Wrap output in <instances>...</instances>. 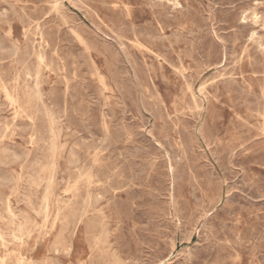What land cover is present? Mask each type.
Wrapping results in <instances>:
<instances>
[{
	"label": "rangeland",
	"instance_id": "obj_1",
	"mask_svg": "<svg viewBox=\"0 0 264 264\" xmlns=\"http://www.w3.org/2000/svg\"><path fill=\"white\" fill-rule=\"evenodd\" d=\"M3 1L4 2L0 0V19H1L0 20V88H1L0 89V165L2 164L1 165L2 167L0 166V175L2 172V176H0V185H1L0 210H2L0 211V228L2 229V230L0 229V236L2 238V241H0V246H1L0 264H4V262L5 264H22V263L23 264H28V263L29 264H58V263L59 264H137V263L193 264L194 262H195L194 264L197 263L206 264L208 261L209 262L207 264H228L229 262H230L229 264L231 263L239 264V262L240 264H259V263L264 264V260H263L264 259V220H263L264 219L263 218L264 217V209H263L264 208V193H263L264 191L263 190L264 188V162H263L264 161V136H263L264 135V131H263L264 130V88H263L264 87V9H262L264 8V0H204V1L203 0H189V1L169 0L168 2L167 0H162V1L158 0V2L157 0H146V1L145 0H70V1L69 0H3ZM80 1L81 2L83 1L82 2L83 4ZM148 1L149 2L152 1V2H150L149 4ZM135 2H137L138 4ZM57 3L59 4L57 5ZM217 5L220 6L218 7ZM154 6L163 9L160 10ZM239 6H241L242 8ZM12 8L14 9V11L12 10ZM165 12L167 14H165ZM35 14L37 15V17ZM9 15H11L12 17H10ZM180 18L182 19V21ZM178 21L181 23H179ZM234 21H236V23ZM79 23L81 24L79 25ZM201 23L202 26L204 27L201 26ZM191 24H193L194 26ZM85 27L88 29H85ZM97 27L100 28L98 29ZM126 28L128 31L126 30ZM27 29L29 30V32ZM209 33L212 34L210 35ZM242 33L244 36L241 35ZM246 34L248 35V37ZM250 35L251 36L253 35L252 38ZM91 36H93L94 38L92 39ZM234 36L236 37L232 38ZM96 37L98 39L97 42H96L97 40ZM113 37L114 39H112ZM170 38L172 39L173 42L170 40ZM83 39L84 40L86 39L85 40L86 42ZM162 39L163 41H161ZM93 40H95V42ZM10 41H12L13 43ZM68 41L70 43H68ZM91 42L94 43L90 44ZM101 42L104 44L102 45ZM158 42L160 44H158ZM45 43H47L48 45ZM188 43L191 45H189ZM87 44L90 46L87 47ZM185 44L188 45L186 46ZM74 45L76 48H74ZM85 46L86 48H84ZM203 46L206 48H204ZM129 47H131V49ZM92 48L94 51L92 50ZM106 48H108V50ZM96 49H98L97 52L95 51ZM106 50L108 52H106ZM178 52H180V55ZM152 53H154L155 55H153ZM111 55L112 57L114 55L115 56L112 58ZM170 55L172 56V58ZM204 55L206 56L204 57ZM67 56L69 59L67 58ZM210 56L212 57L209 59L208 57ZM235 57L236 59L234 60ZM6 58L8 59L6 60ZM41 58L43 60H41ZM46 60L48 62H46ZM73 60H75L76 62ZM158 61L160 62V65L158 64L159 63ZM125 63L127 66L125 65ZM39 65H41L42 67ZM130 66L132 67V69ZM152 67L155 68L153 69ZM2 68L4 71L2 70ZM31 71L32 72L34 71L33 74ZM38 72H40L41 74L39 75ZM159 72H161L162 76L165 77L163 78ZM227 72L229 73L227 74ZM8 73H11V75ZM116 74H118L117 75L118 77L116 76ZM195 74L197 75L195 76ZM218 74H220V76ZM13 76H15L16 78L14 77L15 78L14 79ZM37 78L39 79L37 80ZM42 78H45V80L44 79L42 80L43 82H41ZM192 78H194V80ZM69 79L72 80V82L69 81ZM169 80L171 81L172 84L170 83ZM2 81L4 82V84ZM102 81L103 84L105 83L107 86L105 84L103 85ZM216 84H218L219 87L218 85L216 86ZM167 85H169L170 88ZM118 87H120L121 89ZM188 89H190L191 91ZM36 92L38 93V95L41 94L43 95H41L40 97L36 94ZM8 93L10 95H8ZM23 93H25L27 96L25 94L23 95ZM235 93L237 94V96ZM31 95L32 97H30ZM126 95L128 98L126 97ZM195 95L198 96L196 97ZM17 99L21 100V103ZM32 99L35 102H32ZM55 99L57 100L55 101ZM251 99L254 100L252 101ZM122 101L124 104L122 103ZM214 104L216 106H214ZM220 104H222V106ZM236 105H238V107ZM44 106L45 109L43 108ZM107 106L108 107L111 106V107L108 108ZM59 107L61 108V110ZM113 107L115 108L117 107V108L115 109ZM216 108L218 109L219 112H216L217 111ZM34 110L36 112H34ZM30 112H32V114H29ZM62 112H64L63 113L64 115L62 114ZM115 112L116 114H114ZM254 113L256 114V117ZM251 115H253L255 118L252 117ZM32 116H33L32 119L33 121L31 120ZM159 118H162V121ZM196 118L199 119L197 120ZM79 120L82 122H80ZM121 120H125V121H121ZM184 121H187V123ZM255 122H257L258 124ZM78 124L80 125L81 128L79 127ZM242 124L245 125L243 126ZM35 125L37 126V128ZM236 127L239 129H237ZM152 128L154 131L152 130ZM200 128L203 130H200ZM234 129L236 131H234ZM249 129L250 132L248 131ZM50 130L52 132L54 131L52 135L50 134L51 133ZM169 130L170 132H167ZM73 131H75L74 132L75 134L73 133ZM91 133L92 135H90ZM53 134L54 136L56 135V137H54ZM86 134H88L89 136H87ZM244 137L246 138L244 139ZM46 138L48 139V141H46L47 140ZM32 139L35 141V143L37 142L38 143L35 144ZM43 139L45 142L43 141ZM88 142L89 144H91L90 148ZM80 144H82L83 147ZM247 145H249L250 147ZM54 146L57 149H55ZM92 146L94 148H92ZM17 147L19 148L17 149ZM8 148L10 149V151ZM71 148L73 152L71 151ZM87 148H88V152H87ZM115 149H117V151H115ZM259 149H261L262 152H259ZM6 152L8 155L6 154ZM35 152L36 154H34ZM53 152L56 153L53 154ZM167 153L169 154V156ZM32 154L34 157L35 156L36 157L35 158L32 157ZM250 154L253 157H251ZM151 156L153 157L152 158L153 160L151 159ZM95 159L98 161H96ZM71 160L79 162L78 164L74 162L76 163L77 167ZM128 160L129 162L127 163ZM246 161L247 163H245ZM237 162H239L240 165L237 164ZM70 163L72 165H69ZM3 164H5V168H3L4 167ZM151 164L153 165V167ZM167 164H169L170 166ZM23 165L25 168L23 167ZM34 166L36 167V170L34 169L35 168ZM191 168L192 170L190 171ZM3 169L4 170L7 169V170L4 171ZM23 174L24 176H22ZM52 174L54 177L52 176ZM17 176H19L20 181ZM1 177L4 178L1 179ZM8 177L10 179H12L11 177H13V180H9ZM83 177L84 179H82ZM85 177L87 178L85 179ZM253 177L256 179H254ZM33 178L35 179L33 180ZM28 179L31 180V182ZM149 179L150 180L152 179L153 181H150ZM2 180L5 181L3 182ZM68 181L69 183H67ZM47 183L50 185H48ZM205 183L206 185H202ZM160 184H161V188H158L160 187ZM4 185L6 186L7 189L3 188L5 187ZM155 185L157 186V188ZM207 188L210 190H208ZM140 195L142 196V198ZM156 195L158 198L155 197ZM175 195H177V197H175ZM16 196L19 197L18 198L19 201L17 200ZM207 197H209V199ZM214 197L216 200L214 199ZM29 201L30 204H28ZM228 202L230 203V205ZM91 205L92 207H90ZM232 205L236 207L233 208ZM8 206H10L11 208ZM189 209L190 211H188ZM254 210L256 212H254ZM157 212L160 214H158ZM36 213L37 215L40 214L42 216L38 215L39 216L38 217L36 216ZM13 215L14 218H12ZM74 217L77 218H75L74 220ZM185 218H187V220ZM217 218L219 219V221ZM183 219H185V222L187 224L184 222ZM224 220L226 223L224 222ZM182 223L185 225H183ZM104 225L106 227H104ZM164 225L166 226L164 227ZM217 225L219 226L218 228ZM108 226L110 228H107ZM20 227L22 228L21 231H20L21 229ZM13 236H15L18 239H16ZM231 237L234 239V241ZM225 241L227 242L225 243ZM196 243L197 244L201 243V244L196 245ZM157 245L160 246L158 247ZM259 247L261 250L263 249V251H260ZM226 248L228 249L226 250ZM201 250L204 252H202ZM182 254L184 257L182 256ZM197 256L200 257L198 258ZM207 257L210 258L208 259ZM151 260L153 261L151 262Z\"/></svg>",
	"mask_w": 264,
	"mask_h": 264
},
{
	"label": "bare ground",
	"instance_id": "obj_2",
	"mask_svg": "<svg viewBox=\"0 0 264 264\" xmlns=\"http://www.w3.org/2000/svg\"><path fill=\"white\" fill-rule=\"evenodd\" d=\"M1 1L4 2L3 0H1ZM69 1H70V0H69ZM145 1H146V0H145ZM161 1H162V0H161ZM168 1H169V0H167V2H168ZM181 1H182V0H181ZM188 1H189V0H188ZM203 1H204V0H203ZM203 1H202V2H203ZM6 2H8V1H6ZM40 2H41V1H40ZM75 2H76V1H75ZM77 2H78V1H77ZM80 2H81V1H80ZM82 2H83V1H82ZM82 2H81V3H82ZM91 2H93V1H91ZM141 2H142V1H141ZM148 2H149V1H148ZM150 2H152V1H150ZM150 2H149V4H150ZM157 2H158V0H157ZM243 2H244V1H243ZM94 3H95V2H94ZM135 3H137V2H135ZM143 3H144V2H143ZM171 3H172V2H171ZM204 3H205V2H204ZM204 3H203V5H204ZM222 3H223V2H222ZM15 4H16V3H15ZM58 4H59V3H57V5H58ZM62 4H63V2H62ZM62 4H61V5H62ZM82 4H83V3H82ZM137 4H138V3H137ZM184 4H185V2H184ZM190 4H191V3H190ZM220 4H221V3H220ZM244 4H245V3H244ZM259 4H261V3H259ZM50 5H51V4H50ZM72 5H74V4H72ZM143 5H144V4H143ZM154 5H156V4H154ZM157 5H158V4H157ZM159 5H160V4H159ZM178 5H179V3H178ZM187 5H189V4H187ZM193 5H194V4H193ZM207 5H208V4H207ZM2 6H3V5H2ZM16 6H17V5H16ZM29 6H30V5H29ZM29 6H28V7H29ZM33 6H35V5H33ZM41 6H42V5H41ZM62 6H63V5H62ZM77 6H78V5H77ZM84 6H85V5H84ZM107 6H108V5H107ZM110 6H112V5H110ZM110 6H109V8H110ZM161 6H162V5H161ZM161 6H160V7H161ZM201 6H202V5H201ZM205 6H206V5H205ZM210 6H211V5H210ZM217 6H218V5H217ZM219 6H220V5H219ZM219 6H218V7H219ZM243 6H244V5H243ZM248 6H249V5H248ZM8 7H9V6H8ZM17 7H18V6H17ZM26 7H27V6H26ZM53 7H54V6H53ZM78 7H79V6H78ZM80 7H81V6H80ZM148 7H149V6H148ZM152 7H153V5H152ZM154 7H156V6H154ZM172 7H173V5H172ZM193 7H194V6H193ZM229 7H230V6H229ZM229 7H228V8H229ZM239 7H241V6H239ZM257 7H258V6H257ZM1 8H2V7H1ZM23 8H25V7H23ZM23 8H22V9H23ZM35 8H36V7H35ZM44 8H45V7H44ZM46 8H48V7H46ZM59 8H60V7H59ZM103 8H104V7H103ZM128 8H129V7H128ZM146 8H147V7H146ZM156 8H157V9H160V10L163 9V8H158V7H156ZM167 8H168V7H167ZM179 8H180V7H179ZM181 8H182V7H181ZM184 8H185V7H184ZM190 8H191V5H190ZM216 8H217V7H216ZM241 8H242V7H241ZM18 9H19V8H18ZM28 9H29V8H28ZM38 9H39V8H38ZM80 9H81V8H80ZM119 9H120V8H119ZM138 9H139V8H138ZM138 9H137V11H138ZM157 9H154V10H157ZM254 9H255V8H254ZM262 9H264V8H262ZM12 10L14 11L13 8H12ZM23 10H24V9H23ZM25 10H26V9H25ZM35 10H36V9H35ZM51 10H52V9H51ZM56 10H57V8H56ZM66 10H67V9H66ZM104 10H106V9H104ZM107 10H108V7H107ZM127 10H128V9H127ZM154 10H153V11H154ZM164 10H165V9H164ZM189 10H190V9H189ZM192 10H193V8H192ZM208 10H209V9H208ZM13 11H11V12H13ZM15 11H16V10H15ZM29 11H30V10H29ZM32 11H33V10H32ZM52 11H53V10H52ZM96 11H99V10H96ZM122 11H123V10H122ZM142 11H143V10H142ZM162 11H163V10H162ZM166 11H167V10H166ZM206 11H207V10H206ZM255 11H256V10H255ZM258 11H259V10H258ZM258 11H257V12H258ZM261 11H263V10H261ZM3 12H4V11H3ZM6 12H7V11H6ZM20 12H21V11H20ZM69 12H70V11H69ZM89 12H90V11H89ZM109 12H110V11H109ZM125 12H126V11H125ZM187 12H188V11H187ZM213 12H214V11H213ZM228 12H229V11H228ZM230 12H231V11H230ZM259 12H260V11H259ZM62 13H63V12H62ZM83 13H84V12H83ZM127 13H128V12H127ZM144 13H145V12H144ZM169 13H170V12H169ZM169 13H168V14H169ZM216 13H217V12H216ZM218 13H219V12H218ZM220 13H221V12H220ZM3 14H4V13H3ZM13 14H15V13H13ZM49 14H51V13H49ZM57 14H58V13H57ZM91 14H92V13H91ZM165 14H167V13L165 12ZM171 14H172V13H171ZM186 14H187V13H186ZM201 14H202V13H201ZM232 14H233V13H232ZM257 14H258V13H257ZM35 15H36V14H35ZM61 15H62V14H61ZM72 15H73V14H72ZM114 15H115V14H114ZM125 15H126V14H125ZM147 15H148V14H147ZM179 15H181V14H179ZM179 15H178V16H179ZM198 15H199V14H198ZM225 15H226V14H225ZM250 15H251V14H250ZM254 15H255V14H254ZM6 16H7V15H6ZM9 16L12 17L11 15H9ZM17 16H19V15H17ZM57 16H58V15H57ZM170 16H172V15H170ZM189 16H190V15H189ZM204 16H205V15H204ZM220 16H221V15H220ZM231 16H232V15H231ZM231 16H230V17H231ZM248 16H249V15H248ZM15 17H16V16H15ZM15 17H14V18H15ZM36 17H37V15H36ZM66 17H67V16H66ZM120 17H121V16H120ZM129 17H130V16H129ZM176 17H177V16H176ZM194 17H195V16H194ZM196 17H197V16H196ZM230 17H229V18H230ZM232 17H233V16H232ZM232 17H231V18H232ZM19 18H20V17H19ZM75 18H76V17H75ZM89 18H90V17H89ZM121 18H122V17H121ZM173 18H174V17H173ZM178 18H179V17H178ZM187 18H188V16H187ZM205 18H206V17H205ZM253 18H254V17H253ZM2 19H3V18H2ZM20 19H21V18H20ZM30 19H31V18H30ZM37 19H38V18H37ZM63 19H64V18H63ZM67 19H68V18H67ZM72 19H73V18H72ZM180 19H181V18H180ZM194 19H195V18H194ZM218 19H219V18H218ZM0 20H1V19H0ZM11 20H12V19H11ZM23 20H25V19H23ZM60 20H61V18H60ZM68 20H69V19H68ZM75 20H76V19H75ZM89 20H91V19H89ZM156 20H157V19H156ZM161 20H162V19H161ZM184 20H185V19H184ZM195 20H196V19H195ZM197 20H198V19H197ZM201 20H202V19H201ZM207 20H209V19H207ZM243 20H245V19H243ZM256 20H257V17H256ZM256 20H255V21H256ZM258 20H259V19H258ZM76 21H77V20H76ZM92 21H93V19H92ZM116 21H117V20H116ZM179 21H180V20H179ZM179 21H178V22H179ZM181 21H182V19H181ZM203 21H204V19H203ZM261 21H262V20H261ZM4 22H5V21H4ZM25 22H26V21H25ZM25 22H24V23H25ZM42 22H44V21H42ZM56 22H58V21H56ZM61 22H62V21H61ZM69 22H70V21H69ZM69 22H68V23H69ZM102 22H103V21H102ZM196 22H197V21H196ZM196 22H195V23H196ZM208 22H209V21H208ZM226 22H227V21H226ZM234 22L236 23V21H234ZM1 23H2V22H1ZM8 23H9V22H8ZM13 23H14V22H13ZM32 23H33V22H32ZM66 23H67V22H66ZM74 23H75V22H74ZM81 23H82V22H81ZM81 23H79V25H80ZM149 23H150V22H149ZM179 23H181V22H179ZM184 23H185V22H184ZM243 23H244V22H243ZM247 23H248V22H247ZM249 23H250V22H249ZM26 24H27V23H26ZM35 24H36V23H35ZM38 24H39V22H38ZM54 24H55V23H54ZM54 24H52V25H54ZM120 24H121V23H120ZM122 24H123V23H122ZM196 24H197V23H196ZM209 24H210V23H209ZM11 25H12V24H11ZM27 25H28V24H27ZM52 25H51V26H52ZM64 25H65V24H64ZM72 25H74V24H72ZM127 25H128V23H127ZM181 25H182V24H181ZM191 25H193V24H191ZM207 25H208V24H207ZM216 25H217V24H216ZM242 25H243V24H242ZM23 26H24V25H23ZM28 26H29V25H28ZM49 26H50V25H49ZM114 26H115V25H114ZM123 26H124V25H123ZM130 26H131V25H130ZM133 26H134V25H133ZM193 26H194V25H193ZM198 26H199V25H198ZM201 26H202V23H201ZM226 26H227V25H226ZM226 26H225V27H226ZM37 27H38V26H37ZM115 27H116V26H115ZM135 27H136V26H135ZM196 27H197V26H196ZM202 27H204V26H202ZM207 27H208V26H207ZM207 27H206V28H207ZM44 28H45V27H44ZM69 28H70V26H69ZM80 28H81V27H80ZM97 28H98V27H97ZM99 28H100V27H99ZM99 28H98V29H99ZM113 28H114V27H113ZM118 28H119V27H118ZM130 28H131V27H130ZM179 28H180V27H179ZM192 28H193V27H192ZM194 28H195V27H194ZM198 28H199V27H198ZM198 28H197V29H198ZM237 28H238V27H237ZM259 28H260V27H259ZM262 28H263V27H262ZM28 29H29V28H28ZM28 29H27V30H28ZM42 29H43V28H42ZM59 29H60V28H59ZM64 29H65V28H64ZM85 29H88V28L85 27ZM106 29H107V28H106ZM116 29H117V28H116ZM124 29H125V28H124ZM124 29H123V30H124ZM139 29H140V28H139ZM161 29H162V28H161ZM183 29H185V28H183ZM183 29H182V30H183ZM201 29H202V28H201ZM222 29H223V28H222ZM252 29H253V28H252ZM8 30H9V29H8ZM27 30H26V31H27ZM37 30H38V29H37ZM44 30H45V29H44ZM78 30H79V29H78ZM89 30H90V29H89ZM126 30H127V28H126ZM136 30H138V29H136ZM136 30H135V32H136ZM180 30H181V29H180ZM187 30H188V29H187ZM193 30H194V29H193ZM198 30H199V29H198ZM236 30H237V29H236ZM249 30H250V29H249ZM4 31H5V30H4ZM11 31H12V29H11ZM22 31H23V30H22ZM33 31H34V30H33ZM81 31H82V30H81ZM87 31H88V30H87ZM108 31H109V30H108ZM108 31H107V32H108ZM127 31H128V30H127ZM178 31H179V29H178ZM196 31H197V30H196ZM196 31H195V33H196ZM210 31H211V30H210ZM225 31H226V29H225ZM238 31H239V30H238ZM247 31H248V30H247ZM8 32H10V31H8ZM8 32H6V33H8ZM28 32H29V30H28ZM43 32H44V31H43ZM84 32H85V31H84ZM90 32H91V31H90ZM129 32H130V31H129ZM183 32H184V31H183ZM216 32H217V30H216ZM259 32H260V31H259ZM111 33H112V32H111ZM138 33H139V32H138ZM189 33H191V32H189ZM193 33H194V31H193ZM232 33H233V32H232ZM26 34H27V33H26ZM35 34H36V33H35ZM58 34H59V33H58ZM76 34H77V33H76ZM82 34H83V32H82ZM85 34H86V33H85ZM89 34H90V33H89ZM95 34H96V33H95ZM100 34H101V33H100ZM128 34H129V33H128ZM154 34H155V33H154ZM175 34H176V33H175ZM209 34H210V33H209ZM211 34H212V33H211ZM211 34H210V35H211ZM248 34H250V33H248ZM261 34H262V33H261ZM7 35H9V34H7ZM22 35H23V33H22ZM32 35H33V33H32ZM90 35H91V34H90ZM141 35H142V34H141ZM148 35H149V34H148ZM181 35H182V34H181ZM184 35H185V34H184ZM233 35H234V34H233ZM241 35H243V33H242ZM246 35H247V34H246ZM257 35H259V34H257ZM10 36H11V34H10ZM46 36H47V35H46ZM51 36H53V35H51ZM76 36H77V35H76ZM99 36H101V35H99ZM107 36H108V35H107ZM120 36H121V35H120ZM153 36H154V35H153ZM156 36H157V35H156ZM169 36H170V35H169ZM171 36H172V35H171ZM208 36H209V35H208ZM216 36H217V35H216ZM230 36H232V35H230ZM243 36H244V35H243ZM250 36H251V35H250ZM252 36H253V35H252ZM252 36H251V38H252ZM26 37H27V35H26ZM41 37H43V36H41ZM48 37H49V36H48ZM87 37H88V36H87ZM91 37H92V39L94 38L93 36H91ZM118 37H119V36H118ZM151 37H152V36H151ZM177 37H179V36H177ZM206 37H207V36H206ZM213 37H214V36H213ZM218 37H219V36H218ZM235 37H236V36H234V37H232V38H235ZM237 37H238V36H237ZM247 37H248V35H247ZM9 38H10V37H9ZM57 38H58V37H57ZM88 38H89V37H88ZM102 38H103V37H102ZM149 38H150V37H149ZM171 38H172V37H171ZM171 38H170V40L172 41ZM175 38H176V37H175ZM185 38H186V37H185ZM185 38H183V39H185ZM188 38H189V37H188ZM199 38H200V36H199ZM202 38H203V37H202ZM209 38H210V37H209ZM219 38H220V37H219ZM219 38H218V39H219ZM239 38H240V37H239ZM71 39H72V38H71ZM90 39H91V38H90ZM96 39H97V37H96ZM105 39H106V38H105ZM112 39H114V37H113ZM139 39H140V38H139ZM151 39H152V38H151ZM151 39H150V40H151ZM154 39H155V38H154ZM157 39H158V38H157ZM168 39H169V38H168ZM190 39H191V38H190ZM206 39H207V38H206ZM7 40H8V39H7ZM15 40H16V39H15ZM29 40H30V39H29ZM83 40H84V39H83ZM85 40H86V39H85ZM85 40H84V41H85ZM88 40H89V39H88ZM141 40H142V39H141ZM145 40H146V39H145ZM148 40H149V39H148ZM148 40H147V41H148ZM173 40H174V38H173ZM181 40H182V39H181ZM181 40H180V41H181ZM186 40H187V39H186ZM193 40H194V39H193ZM204 40H205V39H204ZM210 40H211V39H210ZM20 41H21V40H20ZM32 41H33V40H32ZM74 41H75V40H74ZM84 41H83V42H84ZM91 41H92V40H91ZM93 41L95 42V40H93ZM97 41H98V39L96 40V42H97ZM115 41H116V40H115ZM152 41H155V40H152ZM161 41H163V39H162ZM168 41H169V40H168ZM178 41H179V40H178ZM199 41H200V40H199ZM10 42H12V41H10ZM22 42H23V41H22ZM34 42H35V41H34ZM83 42H82V43H83ZM85 42H86V41H85ZM94 42H93V43H94ZM105 42H106V41H105ZM116 42H117V41H116ZM118 42H119V41H118ZM159 42H160V41H159ZM159 42H158V44H160ZM164 42H165V41H164ZM164 42H163V43H164ZM172 42H173V41H172ZM184 42H185V41H184ZM190 42H191V41H190ZM190 42H189V43H190ZM197 42H198V40H197ZM206 42H207V40H206ZM12 43H13V42H12ZM68 43H70V42L68 41ZM72 43H73V42H72ZM88 43H89V42H88ZM93 43L91 42L90 44H93ZM101 43H102V42H101ZM131 43H132V42H131ZM153 43H154V42H153ZM185 43H186V42H185ZM189 43H188V44H189ZM201 43H202V42H201ZM201 43H200V44H201ZM204 43H205V41H204ZM210 43H211V42H210ZM224 43H225V42H224ZM227 43H228V42H227ZM253 43H254V42H253ZM39 44H40V43H39ZM45 44H47V43H45ZM98 44H99V42H98ZM103 44H104V43H102V45H103ZM128 44H129V43H128ZM156 44H157V43H156ZM188 44H187V45H188ZM211 44H212V43H211ZM221 44H222V43H221ZM225 44H226V43H225ZM244 44H245V43H244ZM262 44H263V43H262ZM47 45H48V44H47ZM130 45H132V44H130ZM133 45H134V43H133ZM185 45H186V44H185ZM187 45H186V46H187ZM189 45H191V44H189ZM196 45H197V44H196ZM213 45H214V44H213ZM230 45H231V44H230ZM260 45H261V44H260ZM5 46H6V45H5ZM88 46H90V45L87 44V47H88ZM95 46H96V45H95ZM113 46H114V45H113ZM121 46H122V45H121ZM124 46H125V45H124ZM124 46H123V47H124ZM137 46H138V45H137ZM137 46H136V47H137ZM141 46H142V45H141ZM167 46H168V45H167ZM177 46H178V45H177ZM192 46H193V45H192ZM208 46H209V45H208ZM214 46H215V45H214ZM97 47H98V46H97ZM97 47H96V48H97ZM111 47H112V46H111ZM111 47H110V48H111ZM119 47H120V46H119ZM161 47H162V46H161ZM203 47H204V46H203ZM210 47H211V46H210ZM226 47H227V46H226ZM229 47H230V46H229ZM232 47H233V46H232ZM256 47H257V46H256ZM21 48H22V47H21ZM45 48H46V47H45ZM74 48H76L75 45H74ZM78 48H79V46H78ZM84 48H86V46H85ZM94 48H95V47H94ZM129 48L131 49V47H129ZM138 48H139V47H138ZM177 48H178V47H177ZM204 48H206V47H204ZM35 49H36V48H35ZM39 49H40V48H39ZM56 49H57V48H56ZM71 49H72V48H71ZM106 49L108 50V48H106ZM119 49H120V48H119ZM121 49H122V48H121ZM136 49H137V48H136ZM140 49H141V48H140ZM161 49H162V48H161ZM163 49H164V48H163ZM252 49H253V48H252ZM20 50H21V49H20ZM40 50H41V49H40ZM92 50H93V48H92ZM97 50H98V49H96L95 51L97 52ZM100 50H101V49H100ZM107 50H106V52H108ZM128 50H129V49H128ZM138 50H139V49H138ZM210 50H211V49H210ZM255 50H256V49H255ZM260 50H261V49H260ZM46 51H47V50H46ZM59 51H60V50H59ZM70 51H71V50H70ZM76 51H77V49H76ZM93 51H94V50H93ZM142 51H143V50H142ZM179 51H181V50H179ZM198 51H199V50H198ZM205 51H206V50H205ZM232 51H233V50H232ZM234 51H235V50H234ZM247 51H249V50H247ZM28 52H30V51H28ZM49 52H50V51H49ZM55 52H56V51H55ZM55 52H54V53H55ZM87 52H88V51H87ZM129 52H131V51H129ZM137 52H138V51H137ZM161 52H162V50H161ZM164 52H166V51H164ZM164 52H163V53H164ZM174 52H175V51H174ZM200 52H201V51H200ZM213 52H214V51H213ZM258 52H259V51H258ZM18 53H19V52H18ZM37 53H38V52H37ZM37 53H36V54H37ZM44 53H45V52H44ZM46 53H47V52H46ZM104 53H105V52H104ZM115 53H116V52H115ZM148 53H149V52H148ZM175 53H176V52H175ZM178 53H179V55H180V52H178ZM182 53H183V52H182ZM214 53H215V52H214ZM232 53H233V52H232ZM256 53H257V52H256ZM98 54H99V53H98ZM121 54H122V53H121ZM152 54L155 55L154 53H152ZM173 54H174V53H173ZM184 54H185V53H184ZM190 54H192V53H190ZM66 55H67V54H66ZM75 55H76V54H75ZM106 55H107V54H106ZM109 55H110V54H109ZM168 55H169V54H168ZM171 55H172V54H171ZM171 55H170V56H171ZM212 55H213V54H212ZM238 55H240V54H238ZM256 55H257V54H256ZM42 56H43V55H42ZM51 56H52V55H51ZM114 56H115V55H114ZM114 56H113V57H114ZM126 56H127V55H126ZM159 56H160V55H159ZM164 56H165V55H164ZM170 56H168V57H170ZM205 56H206V55H204V57H205ZM213 56H214V55H213ZM230 56H231V55H230ZM233 56H234V55H233ZM30 57H31V56H30ZM40 57H41V56H40ZM40 57H39V58H40ZM43 57H44V56H43ZM43 57H42V58H43ZM52 57H53V56H52ZM105 57H106V56H105ZM111 57H112V55H111ZM111 57H110V58H111ZM113 57H112V58H113ZM161 57H162V56H161ZM179 57H180V56H179ZM185 57H186V56H185ZM199 57H201V56H199ZM211 57H212V56H210V57H208V58L210 59ZM238 57H239V56H238ZM238 57H237V58H238ZM42 58H41V60H43ZM44 58H45V57H44ZM54 58H55V56H54ZM67 58H68V56H67ZM71 58H72V57H71ZM158 58H159V57H158ZM163 58H164V57H163ZM165 58H166V57H165ZM171 58H172V56H171ZM206 58H207V57H206ZM230 58H231V57H230ZM7 59H8V58H6V60H7ZM13 59H14V58H13ZM19 59H20V58H19ZM32 59H33V58H32ZM46 59H47V58H46ZM51 59H52V58H51ZM68 59H69V58H68ZM73 59H74V57H73ZM86 59H87V58H86ZM135 59H136V58H135ZM179 59H180V58H179ZM235 59H236V57L234 58V60H235ZM259 59H260V58H259ZM21 60H22V59H21ZM21 60H19V61H21ZM47 60H48V59H47ZM47 60H46V62H48ZM70 60H72V59H70ZM78 60H79V59H78ZM87 60H88V59H87ZM107 60H108V59H107ZM155 60H156V59H155ZM157 60H158V59H157ZM180 60H181V59H180ZM196 60H197V59H196ZM202 60H203V59H202ZM4 61H5V60H4ZM4 61H3V62H4ZM49 61H50V60H49ZM73 61H75V60H73ZM124 61H125V60H124ZM181 61H182V60H181ZM194 61H195V60H194ZM210 61H212V60H210ZM230 61H231V60H230ZM232 61H233V60H232ZM239 61H240V59H239ZM257 61H258V60H257ZM16 62H17V60H16ZM44 62H45V61H44ZM75 62H76V61H75ZM93 62H94V61H93ZM103 62H104V61H103ZM114 62H115V61H114ZM125 62H126V61H125ZM145 62H146V61H145ZM156 62H157V61H156ZM158 62H159V61H158ZM216 62H217V61H216ZM233 62H234V61H233ZM11 63H12V62H11ZM14 63H15V62H14ZM60 63H61V62H60ZM64 63H65V62H64ZM81 63H82V62H81ZM83 63H84V62H83ZM88 63H89V62H88ZM94 63H95V62H94ZM112 63H113V61H112ZM150 63H152V62H150ZM168 63H169V62H168ZM175 63H176V62H175ZM180 63H181V62H180ZM196 63H197V62H196ZM213 63H214V62H213ZM235 63H236V62H235ZM58 64H59V62H58ZM73 64H74V63H73ZM132 64H133V63H132ZM134 64H135V63H134ZM144 64H145V63H144ZM158 64L160 65V62H159ZM172 64H173V63H172ZM177 64H179V63H177ZM182 64H183V62H182ZM182 64H181V65H182ZM198 64H199V63H198ZM226 64H227V63H226ZM1 65H2V64H1ZM8 65H9V64H8ZM8 65H7V67H8ZM41 65H42V64H41ZM41 65H39V66H41ZM111 65H112V64H111ZM125 65H126V63H125ZM138 65H139V64H138ZM146 65H147V63H146ZM200 65H201V64H200ZM207 65H208V64H207ZM229 65H230V64H229ZM3 66H4V65H3ZM25 66H26V65H25ZM51 66H52V65H51ZM63 66H64V65H63ZM109 66H110V65H109ZM113 66H114V65H113ZM115 66H116V65H115ZM126 66H127V65H126ZM175 66H176V65H175ZM175 66H174V67H175ZM177 66H178V65H177ZM198 66H199V65H198ZM212 66H213V64H212ZM216 66H217V65H216ZM249 66H250V65H249ZM259 66H260V65H259ZM259 66H258V67H259ZM41 67H42V66H41ZM59 67H60V66H59ZM122 67H123V66H122ZM122 67H121V68H122ZM124 67H125V66H124ZM130 67H131V66H130ZM148 67H149V66H148ZM148 67H147V68H148ZM169 67H170V66H169ZM179 67H180V65H179ZM199 67H200V66H199ZM202 67H203V66H202ZM219 67H220V66H219ZM226 67H227V66H226ZM14 68H15V67H14ZM28 68H29V67H28ZM55 68H56V67H55ZM80 68H81V67H80ZM89 68H90V67H89ZM96 68H97V67H96ZM111 68H112V67H111ZM137 68H139V67H137ZM152 68H153V67H152ZM154 68H155V67H154ZM154 68H153V69H154ZM256 68H257V67H256ZM261 68H262V67H261ZM261 68H260V69H261ZM25 69H26V68H25ZM37 69H38V68H37ZM69 69H70V68H69ZM90 69H91V68H90ZM131 69H132V67H131ZM141 69H142V68H141ZM141 69H139V70H141ZM148 69H149V68H148ZM175 69H176V68H175ZM179 69H181V68H179ZM237 69H238V68H237ZM254 69H255V68H254ZM260 69H259V70H260ZM2 70H3V68H2ZM12 70H13V69H12ZM18 70H19V68H18ZM31 70H32V69H31ZM40 70H41V69H40ZM64 70H65V68H64ZM118 70H119V69H118ZM135 70H137V69H135ZM200 70H201V69H200ZM205 70H206V69H205ZM220 70H221V69H220ZM3 71H4V70H3ZM7 71H8V70H7ZM15 71H16V69H15ZM23 71H24V70H23ZM28 71H29V70H28ZM35 71H36V70H35ZM73 71H74V69H73ZM80 71H81V69H80ZM98 71H99V70H98ZM98 71H97V72H98ZM142 71H143V70H142ZM148 71H149V70H148ZM159 71H160V70H159ZM175 71H176V70H175ZM195 71H196V70H195ZM195 71H194V73H195ZM203 71H204V70H203ZM215 71H216V70H215ZM17 72H18V71H17ZM31 72H32V71H31ZM33 72H34V71H33ZM33 72H32V74H33ZM57 72H58V70H57ZM57 72H56V73H57ZM109 72H111V71H109ZM136 72H137V71H136ZM161 72H162V71H161ZM161 72H159V73H160L161 76H162V73H163V72H162V73H161ZM253 72H254V71H253ZM5 73H6V72H5ZM15 73H16V72H15ZM19 73H20V72H19ZM24 73H25V72H24ZM38 73H39V75L41 74L40 72H38ZM65 73H66V72H65ZM74 73H75V72H74ZM115 73H116V72H115ZM118 73H119V72H118ZM132 73H133V72H132ZM137 73H138V72H137ZM142 73H143V72H142ZM178 73H179V72H178ZM197 73H198V72H197ZM228 73H229V72H227V74H228ZM233 73H234V72H233ZM254 73H255V72H254ZM259 73H260V72H259ZM8 74L11 75V73H8ZM8 74H6V75H8ZM44 74H45V73H44ZM75 74H76V73H75ZM91 74H92V73H91ZM105 74H106V73H105ZM122 74H123V73H122ZM2 75H3V74H2ZM26 75H27V74H26ZM58 75H59V74H58ZM111 75H112V74H111ZM117 75H118V74H116V76H117ZM147 75H148V74H147ZM175 75H176V74H175ZM190 75H191V74H190ZM196 75H197V74H195V76H196ZM199 75H200V74H199ZM209 75H210V74H209ZM218 75L220 76V74H218ZM36 76H37V75H36ZM65 76H66V75H65ZM70 76H71V75H70ZM75 76H76V75H75ZM161 76H160V77H161ZM168 76H169V75H168ZM188 76H189V75H188ZM222 76H223V75H222ZM2 77H3V76H2ZM4 77H5V76H4ZM10 77H11V76H10ZM14 77H15V76H13V78H14ZM21 77H22V76H21ZM117 77H118V76H117ZM129 77H130V76H129ZM135 77H136V76H135ZM140 77H141V76H140ZM148 77H149V76H148ZM162 77H163V76H162ZM164 77H165V76H164ZM164 77H163V78H164ZM206 77H207V76H206ZM216 77H217V76H216ZM229 77H230V76H229ZM232 77H233V76H232ZM15 78H16V77H15ZM15 78H14V79H15ZM25 78H26V77H25ZM31 78H32V77H31ZM35 78H36V77H35ZM40 78H41V77H40ZM90 78H91V77H90ZM98 78H100V77H98ZM112 78H113V77H112ZM121 78H122V77H121ZM149 78H150V77H149ZM180 78H181V77H180ZM197 78H199V77H197ZM208 78H209V77H208ZM208 78H207V79H208ZM235 78H236V77H235ZM18 79H19V78H18ZM38 79H39V78H37V80H38ZM43 79L45 80V78H42V79H41V82H43V81H42ZM46 79H47V78H46ZM62 79H63V78H62ZM82 79H83V78H82ZM82 79H81V80H82ZM107 79H108V77H107ZM141 79H142V78H141ZM145 79H146V78H145ZM151 79H152V78H151ZM188 79H189V78H188ZM192 79L194 80V78H192ZM207 79H206V80H207ZM221 79H222V78H221ZM223 79H225V78H223ZM230 79H231V78H230ZM19 80H20V79H19ZM127 80H128V79H127ZM206 80H205V81H206ZM17 81H18V80H17ZM17 81H16V82H17ZM26 81H28V80H26ZM39 81H40V80H39ZM39 81H38V82H39ZM59 81H60V80H59ZM69 81L72 82V80H70V79H69ZM73 81H75V80H73ZM90 81H93V80H90ZM112 81H114V80H112ZM117 81H118V80H117ZM145 81H146V80H145ZM150 81H151V80H150ZM169 81H170V80H169ZM228 81H229V79H228ZM2 82H3V81H2ZM16 82H14V83H16ZM63 82H64V81H63ZM67 82H68V81H67ZM80 82H81V81H80ZM107 82H108V81H107ZM118 82H119V81H118ZM148 82H149V81H148ZM151 82H152V81H151ZM165 82H166V81H165ZM223 82H224V81H223ZM226 82H227V81H226ZM9 83H10V82H9ZM11 83H12V82H11ZM30 83H31V82H30ZM88 83H89V82H88ZM140 83H141V81H140ZM143 83H144V82H143ZM146 83H147V82H146ZM166 83H167V82H166ZM170 83H171V81H170ZM203 83H204V82H203ZM261 83H262V81H261ZM3 84H4V82H3ZM25 84H27V83H25ZM28 84H29V83H28ZM92 84H93V83H92ZM102 84H103V81H102ZM104 84H105V83H104ZM104 84H103V85H104ZM117 84H118V83H117ZM148 84H149V83H148ZM152 84H153V83H152ZM171 84H172V83H171ZM186 84H187V83H186ZM188 84H189V82H188ZM224 84H225V83H224ZM40 85H42V84H40ZM63 85H64V83H63ZM71 85H72V84H71ZM76 85H77V84H76ZM90 85H91V84H90ZM96 85H97V84H96ZM105 85H106V84H105ZM108 85H109V83H108ZM118 85H119V84H118ZM137 85H138V84H137ZM140 85H141V84H140ZM217 85H218V84H216V86H217ZM220 85H221V84H220ZM31 86H32V85H31ZM83 86H84V85H83ZM93 86H94V85H93ZM106 86H107V85H106ZM152 86H153V85H152ZM167 86H169V85H167ZM193 86H194V85H193ZM210 86H211V85H210ZM1 87H2V86H1ZM13 87H14V86H13ZM23 87H24V86H23ZM40 87H41V86H40ZM49 87H50V86H49ZM111 87H112V86H111ZM122 87H123V85H122ZM142 87H143V86H142ZM186 87H187V85H186ZM191 87H192V86H191ZM218 87H219V85H218ZM16 88H18V87H16ZM16 88H15V89H16ZM84 88H85V87H84ZM86 88H87V87H86ZM115 88H116V87H115ZM118 88H120V87H118ZM138 88H139V87H138ZM149 88H150V87H149ZM169 88H170V86H169ZM180 88H181V87H180ZM188 88H189V87H188ZM201 88H202V87H201ZM228 88H229V87H228ZM263 88H264V87H263ZM0 89H1V88H0ZM6 89H7V88H6ZM12 89H14V88H12ZM20 89H21V88H20ZM25 89H26V88H25ZM33 89H34V86H33ZM87 89H88V88H87ZM120 89H121V88H120ZM126 89H127V88H126ZM143 89H144V88H143ZM153 89H154V88H153ZM203 89H204V88H203ZM231 89H232V88H231ZM22 90H23V89H22ZM66 90H67V89H66ZM82 90H83V89H82ZM105 90H108V89H105ZM105 90H104V91H105ZM109 90H110V89H109ZM188 90H190V89H188ZM193 90H194V89H193ZM206 90H207V88H206ZM234 90H235V89H234ZM249 90H250V87H249ZM15 91H16V90H15ZM17 91H18V90H17ZM63 91H64V90H63ZM75 91H76V90H75ZM113 91H114V90H113ZM118 91H119V90H118ZM123 91H124V89H123ZM134 91H135V90H134ZM190 91H191V90H190ZM190 91H189V92H190ZM222 91H223V90H222ZM227 91H228V90H227ZM246 91H247V90H246ZM8 92H9V91H8ZM20 92H21V91H20ZM29 92H30V91H29ZM37 92H38V91H37ZM37 92H36V94L38 95L39 92H38V93H37ZM144 92H145V91H144ZM148 92H149V91H148ZM154 92H155V91H154ZM204 92H205V91H204ZM208 92H209V91H208ZM239 92H240V91H239ZM2 93H3V92H2ZM27 93H28V92H27ZM83 93H84V92H83ZM90 93H91V92H90ZM103 93H104V92H103ZM122 93H123V92H122ZM124 93H125V92H124ZM128 93H129V92H128ZM140 93H141V92H140ZM155 93H156V92H155ZM187 93H188V92H187ZM200 93H201V92H200ZM223 93H224V92H223ZM240 93H241V92H240ZM252 93H253V92H252ZM256 93H258V92H256ZM3 94H4V93H3ZM12 94H13V93H12ZM21 94H22V93H21ZM24 94H25V93H23V95H24ZM47 94H48V93H47ZM91 94H92V93H91ZM134 94H135V93H134ZM143 94H144V93H143ZM143 94H142V95H143ZM189 94H190V93H189ZM202 94H203V93H202ZM218 94H219V93H218ZM235 94H236V93H235ZM8 95H10V94L8 93ZM25 95H26V94H25ZM32 95H34V94H32ZM32 95H31L30 97H32ZM41 95H43V94H41ZM41 95H38V96L41 97ZM160 95H161V94H160ZM206 95H207V94H206ZM206 95H204V96H206ZM221 95H222V94H221ZM26 96H27V95H26ZM56 96H57V95H56ZM58 96H59V95H58ZM84 96H85V95H84ZM116 96H117V95H116ZM121 96H123V95H121ZM129 96H130V95H129ZM134 96H135V95H134ZM146 96H147V95H146ZM158 96H159V95H158ZM192 96H193V95H192ZM195 96H196V95H195ZM197 96H198V95H197ZM197 96H196V97H197ZM233 96H234V95H233ZM236 96H237V94H236ZM261 96H262V95H261ZM16 97H17V95H16ZM18 97H19V96H18ZM35 97H36V96H35ZM60 97H61V94H60ZM85 97H86V96H85ZM126 97H127V95H126ZM147 97H148V96H147ZM190 97H191V96H190ZM190 97H189V98H190ZM196 97H195V98H196ZM211 97H212V96H211ZM213 97H215V96H213ZM222 97H223V96H222ZM229 97H230V95H229ZM8 98H9V97H8ZM8 98H7V99H8ZM12 98H13V97H12ZM23 98H24V97H23ZM127 98H128V97H127ZM224 98H225V97H224ZM239 98H240V97H239ZM248 98H249V97H248ZM27 99H28V97H27ZM30 99H31V98H30ZM40 99H41V98H40ZM125 99H126V98H125ZM192 99H193V97H192ZM200 99H201V98H200ZM213 99H214V98H213ZM233 99H234V98H233ZM236 99H237V97H236ZM9 100H10V99H9ZM17 100H18V99H17ZM56 100H57V99H55V101H56ZM62 100H63V97H62ZM72 100H73V99H72ZM85 100H86V99H85ZM88 100H89V99H88ZM102 100H103V99H102ZM112 100H114V99H112ZM122 100H123V99H122ZM128 100H129V99H128ZM162 100H163V99H162ZM179 100H180V99H179ZM196 100H197V99H196ZM220 100H221V99H220ZM248 100H249V99H248ZM251 100H252V99H251ZM253 100H254V99H253ZM253 100H252V101H253ZM11 101H12V99H11ZM18 101L21 103V100H18ZM29 101H30V100H29ZM40 101H41V100H40ZM42 101H43V100H42ZM115 101H116V100H115ZM118 101H119V100H118ZM118 101H117V102H118ZM125 101H126V100H125ZM129 101H130V100H129ZM136 101H137V100H136ZM140 101H141V100H140ZM152 101H153V100H152ZM155 101H156V100H155ZM160 101H161V100H160ZM193 101H195V100H193ZM2 102H3V101H2ZM32 102H35V101H33V99H32ZM32 102H31V103H32ZM51 102H52V101H51ZM61 102H62V101H61ZM63 102H64V101H63ZM81 102H82V101H81ZM106 102H107V101H106ZM126 102H127V101H126ZM137 102H138V101H137ZM137 102H136V103H137ZM165 102H166V101H165ZM200 102H201V100H200ZM200 102H197V103H200ZM206 102H207V101H206ZM232 102H233V101H232ZM16 103H17V102H16ZM29 103H30V102H29ZM38 103H40V102H38ZM42 103H43V102H42ZM59 103H60V102H59ZM66 103H67V102H66ZM73 103H74V101H73ZM118 103H119V102H118ZM122 103H123V101H122ZM148 103H149V101H148ZM154 103H156V102H154ZM207 103H208V102H207ZM209 103H210V102H209ZM216 103H217V101H216ZM233 103H234V102H233ZM243 103H244V102H243ZM5 104H6V103H5ZM13 104H14V103H13ZM24 104H25V103H24ZM52 104H53V103H52ZM79 104H80V103H79ZM88 104H89V103H88ZM123 104H124V103H123ZM187 104H188V103H187ZM26 105H27V104H26ZM26 105H23V106H26ZM35 105H36V104H35ZM54 105H55V103H54ZM130 105H131V104H130ZM132 105H133V104H132ZM148 105H149V104H148ZM155 105H156V104H155ZM201 105H202V104H201ZM211 105H213V104H211ZM220 105L222 106V104H220ZM230 105H232V104H230ZM10 106H11V105H10ZM18 106H19V105H18ZM31 106H32V104H31ZM64 106H65V105H64ZM103 106H104V105H103ZM127 106H128V105H127ZM150 106H151V104H150ZM203 106H204V105H203ZM205 106H206V105H205ZM214 106H216V105L214 104ZM234 106H235V105H234ZM236 106L238 107V105H236ZM7 107H8V106H7ZM7 107H5V108H7ZM19 107H20V106H19ZM28 107H29V106H28ZM33 107H34V106H33ZM40 107H41V106H40ZM56 107H57V106H56ZM66 107H67V106H66ZM107 107H108V106H107ZM109 107H111V106H109ZM109 107H108V108H109ZM139 107H140V106H139ZM164 107H165V106H164ZM195 107H196V106H195ZM199 107H200V106H199ZM212 107H213V106H212ZM29 108H30V107H29ZM43 108L45 109V106H44ZM43 108H42V110H43ZM52 108H53V107H52ZM59 108H60V107H59ZM90 108H91V106H90ZM113 108H115V107H113ZM116 108H117V107H116ZM116 108H115V109H116ZM120 108H121V107H120ZM135 108H136V107H135ZM196 108H197V107H196ZM2 109H3V108H2ZM14 109H15V108H14ZM14 109H13V110H14ZM20 109H21V108H20ZM22 109H23V108H22ZM25 109H27V108H25ZM40 109H41V108H40ZM40 109H39V111H40ZM49 109H50V108H49ZM64 109H65V108H64ZM122 109H124V108H122ZM197 109H198V108H197ZM204 109H205V108H204ZM216 109H217V108H216ZM32 110H33V109H32ZM60 110H61V108H60ZM60 110H59V111H60ZM97 110H98V109H97ZM97 110H96V111H97ZM112 110H113V109H112ZM136 110H137V109H136ZM136 110H135V111H136ZM161 110H162V108H161ZM206 110H207V109H206ZM15 111H17V110H15ZM21 111H23V110H21ZM47 111H48V110H47ZM63 111H64V110H63ZM69 111H70V110H69ZM94 111H95V109H94ZM110 111H111V110H110ZM110 111H109V112H110ZM118 111H119V110H118ZM118 111H117V112H118ZM158 111H159V110H158ZM163 111H164V110H163ZM215 111H216V110H215ZM238 111H239V110H238ZM245 111H246V110H245ZM26 112H27V111H26ZM34 112H36V111L34 110ZM52 112H53V111H52ZM52 112H50V113H52ZM70 112H71V111H70ZM92 112H93V111H92ZM112 112H113V111H112ZM164 112H165V111H164ZM197 112H198V111H197ZM202 112H203V111H202ZM213 112H214V111H213ZM216 112H219L218 109H217ZM220 112H221V111H220ZM24 113H25V112H24ZM37 113H38V112H37ZM46 113H47V112H46ZM53 113H54V112H53ZM63 113H64V112H62V114H63ZM68 113H69V112H68ZM74 113H75V112H74ZM136 113H137V112H136ZM172 113H173V112H172ZM183 113H184V112H183ZM206 113H207V112H206ZM221 113H222V112H221ZM255 113H256V112H255ZM255 113H254V114H255ZM26 114H27V113H26ZM29 114H32V112H30ZM33 114H34V113H33ZM93 114H94V113H93ZM114 114H116V112H115ZM117 114H118V113H117ZM127 114H128V113H127ZM131 114H132V113H131ZM151 114H152V113H151ZM198 114H199V113H198ZM200 114H201V112H200ZM239 114H240V113H239ZM250 114H251V113H250ZM17 115H18V114H17ZM38 115H39V114H38ZM38 115H37V116H38ZM43 115H44V114H43ZM63 115H64V114H63ZM91 115H92V114H91ZM118 115H119V114H118ZM118 115H117V116H118ZM159 115H160V114H159ZM214 115H215V114H214ZM241 115H242V114H241ZM21 116H22V114H21ZM37 116H36V117H37ZM67 116H68V115H67ZM99 116H100V115H99ZM121 116H122V115H121ZM136 116H137V114H136ZM139 116H140V114H139ZM154 116H155V115H154ZM157 116H158V115H157ZM157 116H156V117H157ZM168 116H169V115H168ZM168 116H167V117H168ZM188 116H189V115H188ZM195 116H196V115H195ZM197 116H198V115H197ZM251 116L254 117L253 115H251ZM24 117H25V116H24ZM42 117H43V116H42ZM61 117H62V116H61ZM76 117H77V116H76ZM105 117H106V116H105ZM133 117H135V116H133ZM176 117H177V116H176ZM255 117H256V114H255ZM255 117H254V118H255ZM260 117H261V115H260ZM18 118H19V117H18ZM26 118H29V117H26ZM57 118H58V117H57ZM59 118H60V117H59ZM140 118H141V117H140ZM169 118H170V117H169ZM186 118H188V117H186ZM199 118H200V117H199ZM199 118H198V119H199ZM242 118H243V117H242ZM32 119H33V116L31 117V120H32ZM82 119H83V118H82ZM108 119H109V118H108ZM110 119H111V118H110ZM115 119H116V118H115ZM159 119H161V121H162V118H159ZM196 119H197V118H196ZM198 119H197V120H198ZM203 119H204V118H203ZM9 120H10V119H9ZM13 120H14V119H13ZM15 120H16V118H15ZM50 120H51V119H50ZM70 120H71V119H70ZM84 120H85V119H84ZM116 120H117V119H116ZM116 120H115V121H116ZM252 120H253V119H252ZM32 121H33V120H32ZM37 121H38V120H37ZM42 121H43V120H42ZM44 121H45V119H44ZM55 121H56V120H55ZM79 121H80V120H79ZM103 121H105V120H103ZM109 121H110V120H109ZM115 121H114V122H115ZM119 121H120V120H119ZM121 121H125V120H121ZM155 121H156V120H155ZM169 121H170V120H169ZM176 121H177V120H176ZM182 121H183V120H182ZM212 121H213V119H212ZM12 122H13V121H12ZM16 122H17V121H16ZM40 122H41V121H40ZM51 122H53V121H51ZM80 122H82V121H80ZM96 122H98V121H96ZM110 122H111V121H110ZM184 122L187 123V121H184ZM188 122H189V121H188ZM230 122H231V121H230ZM5 123H6V122H5ZM5 123H4V124H5ZM28 123H29V122H28ZM42 123H43V122H42ZM118 123H120V122H118ZM118 123H117V124H118ZM123 123H124V122H123ZM126 123H127V122H126ZM154 123H155V122H154ZM156 123H157V122H156ZM168 123H169V122H168ZM175 123H176V122H175ZM190 123H191V122H190ZM192 123H193V122H192ZM195 123H196V122H195ZM206 123H207V122H206ZM213 123H214V122H213ZM255 123H257V122H255ZM255 123H254V125H255ZM34 124H36V123H34ZM80 124H81V123H80ZM87 124H88V123H87ZM103 124H104V123H103ZM135 124H136V123H135ZM179 124H181V123H179ZM250 124H252V123H250ZM257 124H258V123H257ZM31 125H32V124H31ZM42 125H43V124H42ZM44 125H45V124H44ZM65 125H66V124H65ZM78 125H79V124H78ZM84 125H86V124H84ZM95 125H96V124H95ZM216 125H217V124H216ZM216 125H215V126H216ZM233 125H234V124H233ZM242 125H243V124H242ZM244 125H245V124H244ZM244 125H243V126H244ZM28 126H29V125H28ZM32 126H33V125H32ZM35 126H36V125H35ZM53 126H54V125H53ZM61 126H62V125H61ZM110 126H111V125H110ZM110 126H109V127H110ZM116 126H117V125H116ZM146 126H147V125H146ZM154 126H155V125H154ZM160 126H161V125H160ZM13 127H15V126H13ZM18 127H19V126H18ZM22 127H23V126H22ZM30 127H31V126H30ZM43 127H44V126H43ZM79 127H80V125H79ZM106 127H107V126H106ZM117 127H118V126H117ZM117 127H116V129H117ZM121 127H123V126H121ZM128 127H129V126H128ZM174 127H175V126H174ZM252 127H253V126H252ZM27 128H28V127H27ZM36 128H37V126H36ZM44 128H45V127H44ZM49 128H50V127H49ZM61 128H62V127H61ZM69 128H70V127H69ZM80 128H81V127H80ZM168 128H169V127H168ZM172 128H173V125H172ZM211 128H212V127H211ZM233 128H234V127H233ZM236 128H237V127H236ZM241 128H242V127H241ZM243 128H244V127H243ZM1 129H2V128H1ZM5 129H6V128H5ZM20 129H21V127H20ZM29 129H30V128H29ZM34 129H35V128H34ZM51 129H52V127H51ZM82 129H83V128H82ZM92 129H93V128H92ZM128 129H129V128H128ZM133 129H134V128H133ZM162 129H163V128H162ZM181 129H182V128H181ZM184 129H185V128H184ZM237 129H239V128H237ZM262 129H263V128H262ZM14 130H15V129H14ZM24 130H25V128H24ZM24 130H23V131H24ZM42 130H43V128H42ZM77 130H78V129H77ZM141 130H142V129H141ZM143 130H144V129H143ZM152 130H153V128H152ZM166 130H168V129H166ZM172 130H173V129H172ZM174 130H175V129H174ZM200 130H203V129L200 128ZM260 130H261V129H260ZM1 131H2V130H1ZM12 131H13V130H12ZM35 131H36V130H35ZM50 131H51V130H50ZM57 131H58V130H57ZM68 131H69V130H68ZM89 131H90V130H89ZM95 131H96V130H95ZM108 131H109V130H108ZM123 131H125V130H123ZM147 131H148V130H147ZM153 131H154V130H153ZM158 131H159V130H158ZM161 131H162V130H161ZM181 131H182V130H181ZM198 131H199V130H198ZM227 131H228V130H227ZM234 131H236V130L234 129ZM242 131H243V130H242ZM248 131L250 132V129H249ZM263 131H264V130H263ZM10 132H11V131H10ZM13 132H14V131H13ZM16 132H17V131H16ZM32 132H33V129H32ZM47 132H48V130H47ZM53 132H54V131H53ZM53 132L51 131L50 134L52 135ZM74 132H75V131H73V133H74ZM115 132H116V131H115ZM167 132H170V130L167 131ZM173 132H174V131H173ZM179 132H180V131H179ZM189 132H190V131H189ZM193 132H194V131H193ZM201 132H202V131H201ZM218 132H219V131H218ZM229 132H230V130H229ZM6 133H9V132H6ZM18 133H19V132H18ZM38 133H39V132H38ZM61 133H62V132H61ZM89 133H90V132H89ZM92 133H93V132H92ZM92 133H91L90 135H92ZM117 133H118V132H117ZM138 133H139V132H138ZM152 133H153V132H152ZM152 133H151V134H152ZM164 133H165V132H164ZM194 133H195V132H194ZM240 133H241V132H240ZM242 133H243V132H242ZM4 134H5V133H4ZM12 134H13V133H12ZM26 134H27V133H26ZM43 134H44V133H43ZM54 134H55V133H54ZM54 134H53V136H54ZM74 134H75V133H74ZM109 134H110V132H109ZM119 134H120V133H119ZM123 134H124V133H123ZM166 134H167V133H166ZM174 134H175V133H174ZM188 134H189V133H188ZM192 134H193V133H192ZM198 134H199V133H198ZM243 134H244V133H243ZM246 134H247V132H246ZM261 134H262V133H261ZM27 135H28V134H27ZM31 135H32V134H31ZM33 135H34V134H33ZM47 135H48V134H47ZM72 135H73V134H72ZM81 135H82V134H81ZM86 135L89 136L88 134H86ZM98 135H99V134H98ZM98 135H97V136H98ZM137 135H138V134H137ZM161 135H162V133H161ZM164 135H165V134H164ZM167 135H168V134H167ZM180 135H182V134H180ZM236 135H237V134H236ZM12 136H13V135H12ZM35 136H37V135H35ZM44 136H46V135H44ZM49 136H50V135H49ZM178 136H179V135H178ZM188 136H189V135H188ZM194 136H195V135H194ZM202 136H203V135H202ZM254 136H255V135H254ZM254 136H253V138H254ZM263 136H264V135H263ZM15 137H16V136H15ZM15 137H14V138H15ZM31 137H32V136H31ZM38 137H39V136H38ZM40 137H41V136H40ZM54 137H56V135H55ZM93 137H94V136H93ZM116 137H117V136H116ZM116 137H115V138H116ZM124 137H125V136H124ZM124 137H122V138H124ZM131 137H132V136H131ZM166 137H167V136H166ZM186 137H187V135H186ZM246 137H247V136H246ZM246 137H244V139H245ZM258 137H259V136H258ZM1 138H2V137H1ZM22 138H23V137H22ZM35 138H36V137H35ZM49 138H50V137H49ZM113 138H114V137H113ZM237 138H238V137H237ZM241 138H242V137H241ZM241 138H239V139H241ZM15 139H16V138H15ZM28 139H29V138H28ZM28 139H27V140H28ZM37 139H38V138H37ZM44 139H45V138H44ZM44 139H43V141H44ZM46 139H47V138H46ZM80 139H81V138H80ZM83 139H84V138H83ZM91 139H92V138H91ZM95 139H96V138H95ZM152 139H153V138H152ZM166 139H167V138H166ZM183 139H184V138H183ZM219 139H220V138H219ZM242 139H243V138H242ZM32 140H33V139H32ZM38 140H39V139H38ZM53 140H54V139H53ZM115 140H117V139H115ZM122 140H123V139H122ZM126 140H127V139H126ZM150 140H151V139H150ZM160 140H161V138H160ZM193 140H194V139H193ZM193 140H192V141H193ZM233 140H234V139H233ZM233 140H232V141H233ZM249 140H250V139H249ZM9 141H10V140H9ZM33 141H34V140H33ZM46 141H48V139H47ZM78 141H79V140H78ZM86 141H87V140H86ZM92 141H93V140H92ZM147 141H148V140H147ZM174 141H175V140H174ZM182 141H183V140H182ZM220 141H221V140H220ZM220 141H219V142H220ZM222 141H223V140H222ZM260 141H261V140H260ZM36 142H37V141H36ZM44 142H45V141H44ZM81 142H83V141H81ZM123 142H124V141H123ZM142 142H143V141H142ZM142 142H141V143H142ZM169 142H170V141H169ZM258 142H259V141H258ZM14 143H15V142H14ZM31 143H32V142H31ZM34 143H35V141H34ZM37 143H38V142H37ZM37 143H35V144H37ZM77 143H78V142H77ZM91 143H92V142H91ZM94 143H95V142H94ZM128 143H129V142H128ZM130 143H132V142H130ZM137 143H138V142H137ZM259 143H260V142H259ZM43 144H45V143H43ZM88 144H89V142H88ZM145 144H146V143H145ZM147 144H148V143H147ZM163 144H164V143H163ZM184 144H185V143H184ZM215 144H216V143H215ZM240 144H241V143H240ZM246 144H247V143H246ZM17 145H18V144H17ZM19 145H20V144H19ZM27 145H28V144H27ZM50 145H52V144H50ZM73 145H74V143H73ZM73 145H72V146H73ZM80 145L82 146V144H80ZM90 145H91V144H89V148H90ZM97 145H98V143H97ZM115 145H116V144H115ZM131 145H132V144H131ZM31 146H32V145H31ZM44 146H45V145H44ZM44 146H43V147H44ZM99 146H100V145H99ZM112 146H113V145H112ZM118 146H120V145H118ZM122 146H123V145H122ZM122 146H121V147H122ZM162 146H163V145H162ZM174 146H175V145H174ZM181 146H182V145H181ZM201 146H202V145H201ZM236 146H237V145H236ZM243 146H244V145H243ZM247 146H249V145H247ZM251 146H252V145H251ZM2 147H3V146H2ZM10 147H11V146H10ZM14 147H15V146H14ZM20 147H21V146H20ZM32 147H33V146H32ZM54 147H55V146H54ZM82 147H83V146H82ZM109 147H110V146H109ZM115 147H116V146H115ZM131 147H132V146H131ZM153 147H154V146H153ZM186 147H187V146H186ZM196 147H197V145H196ZM198 147H199V146H198ZM213 147H214V146H213ZM233 147H234V146H233ZM249 147H250V146H249ZM252 147H253V146H252ZM18 148H19V147H17V149H18ZM24 148H25V147H24ZM27 148H28V147H27ZM27 148H26V149H27ZM34 148H35V147H34ZM73 148H74V147H73ZM92 148H94V147L92 146ZM92 148H91V149H92ZM192 148H193V147H192ZM199 148H200V147H199ZM209 148H210V147H209ZM209 148H208V149H209ZM216 148H218V147H216ZM8 149H9V148H8ZM8 149H7V151H8ZM51 149H52V148H51ZM55 149H57V148L55 147ZM55 149H54V151H55ZM109 149H110V148H109ZM140 149H141V148H140ZM173 149H174V148H173ZM225 149H226V148H225ZM245 149H246V148H245ZM3 151H4V149H3ZM9 151H10V149H9ZM71 151H72V148H71ZM77 151H78V149H77ZM93 151H94V149H93ZM115 151H117V149H115ZM165 151H166V149H165ZM180 151H181V149H180ZM195 151H196V149H195ZM212 151H213V149H212ZM221 151H222V149H221ZM253 151H254V149H253ZM46 152H47V149H46ZM50 152H51V151H50ZM72 152H73V151H72ZM72 152H71V153H72ZM87 152H88V148H87ZM89 152H91V151H89ZM98 152H99V151H98ZM108 152H109V151H108ZM123 152H124V151H123ZM131 152H132V151H131ZM155 152H156V149H155ZM161 152H163V151H161ZM177 152H178V151H177ZM177 152H176V153H177ZM182 152H183V151H182ZM219 152H220V151H219ZM223 152H224V151H223ZM227 152H228V149H227ZM227 152H226V153H227ZM250 152H252V151H250ZM259 152H262L261 149H259ZM22 153H23V152H22ZM55 153H56V152H55ZM55 153L53 152V154H55ZM96 153H97V152H96ZM102 153H103V152H102ZM102 153H101V154H102ZM113 153H114V151H113ZM212 153H213V152H212ZM233 153H234V152H233ZM6 154H7V152H6ZM34 154H36V152H35ZM39 154H40V152H39ZM75 154H77V153H75ZM78 154H79V153H78ZM88 154H89V153H88ZM94 154H95V152H94ZM127 154H128V153H127ZM142 154H143V153H142ZM162 154H164V153H162ZM167 154H168V153H167ZM237 154H239V153H237ZM255 154H256V152H255ZM262 154H263V153H262ZM7 155H8V154H7ZM26 155H27V154H26ZM70 155H71V154H70ZM79 155H80V154H79ZM106 155H107V154H106ZM128 155H129V154H128ZM128 155H127V156H128ZM148 155H149V154H148ZM151 155H152V154H151ZM156 155H157V154H156ZM156 155H155V156H156ZM192 155H193V154H192ZM194 155H195V154H194ZM250 155H251V154H250ZM15 156H16V155H15ZM17 156H18V155H17ZM29 156H30V154H29ZM40 156H42V155H40ZM97 156H98V155H97ZM97 156H96V157H97ZM129 156H130V155H129ZM131 156H132V155H131ZM139 156H140V155H139ZM146 156H147V155H146ZM168 156H169V154H168ZM179 156H180V155H179ZM183 156H184V155H183ZM224 156H225V155H224ZM234 156H235V155H234ZM237 156H238V155H237ZM255 156H256V155H255ZM4 157H5V156H4ZM22 157H23V156H22ZM22 157H21V158H22ZM26 157H27V156H26ZM32 157H34L33 154H32ZM35 157H36V156H35ZM35 157H34V158H35ZM83 157H84V156H83ZM89 157H90V156H89ZM92 157H93V156H92ZM137 157H138V156H137ZM190 157H191V156H190ZM194 157H195V156H194ZM220 157H221V156H220ZM238 157H239V156H238ZM247 157H248V156H247ZM251 157H253V156L251 155ZM251 157H250V159H251ZM12 158H13V157H12ZM71 158H73V157H71ZM102 158H103V156H102ZM122 158H123V157H122ZM135 158H136V157H135ZM142 158H144V157H142ZM145 158H146V157H145ZM152 158H153V157L151 156V159H152ZM164 158H165V157H164ZM179 158H180V157H179ZM192 158H193V157H192ZM195 158H196V157H195ZM17 159H18V158H17ZM41 159H42V158H41ZM69 159H70V156H69ZM98 159H99V158H98ZM120 159H121V158H120ZM188 159H189V158H188ZM196 159H197V158H196ZM200 159H201V158H200ZM219 159H220V158H219ZM245 159H246V158H245ZM90 160H91V159H90ZM95 160H96V159H95ZM95 160H93V161H95ZM134 160H135V159H134ZM141 160H142V159H141ZM146 160H149V159H146ZM152 160H153V159H152ZM155 160H156V159H155ZM167 160H168V159H167ZM167 160H166V161H167ZM182 160H183V158H182ZM240 160H241V159H240ZM259 160H261V159H259ZM7 161H8V160H7ZM12 161H13V160H12ZM26 161H27V160H26ZM39 161H40V160H39ZM71 161H72V160H71ZM96 161H98V160H96ZM120 161H121V160H120ZM194 161H195V160H194ZM229 161H230V160H229ZM233 161H234V159H233ZM3 162H4V161H3ZM15 162H16V161H15ZM18 162H19V161H18ZM18 162H17V163H18ZM72 162L74 163V162H76V161H72ZM128 162H129V160L127 161V163H128ZM160 162H161V161H160ZM188 162H189V161H188ZM190 162H191V161H190ZM195 162H196V161H195ZM195 162H194V163H195ZM204 162H205V161H204ZM251 162H252V160H251ZM257 162H258V161H257ZM259 162H260V161H259ZM263 162H264V161H263ZM23 163H24V162H23ZM76 163L78 164L79 162L77 161ZM76 163H74V164H75V166L77 167ZM132 163H133V161H132ZM140 163H141V162H140ZM143 163H144V162H143ZM151 163H152V162H151ZM166 163H167V162H166ZM233 163H234V162H233ZM245 163H247V161H246ZM21 164H22V163H21ZM92 164H93V163H92ZM125 164H126V163H125ZM137 164H138V163H137ZM147 164H148V163H147ZM157 164H159V163H157ZM162 164H164V163H162ZM173 164H174V163H173ZM204 164H205V163H204ZM208 164H209V163H208ZM230 164H231V163H230ZM235 164H236V163H235ZM237 164H239V162H237ZM1 165H2V164H1ZM1 165H0V166H1ZM11 165H12V163H11ZM24 165H25V164H24ZM24 165H23V167H24ZM69 165H72V164L70 163ZM69 165H68V166H69ZM104 165H105V163H104ZM151 165H152V164H151ZM167 165H169V164H167ZM191 165H192V163H191ZM210 165H211V164H210ZM225 165H226V164H225ZM232 165H234V164H232ZM239 165H240V164H239ZM3 166H4L3 168H5V164H3ZM17 166H18V165H17ZM37 166H38V165H37ZM98 166H99V165H98ZM135 166H136V165H135ZM156 166H157V165H156ZM169 166H170V165H169ZM202 166H203V165H202ZM1 167H2V166H1ZM9 167H11V166H9ZM20 167H21V166H20ZM27 167H28V166H27ZM34 167H35V166H34ZM53 167H54V165H53ZM85 167H86V166H85ZM136 167H137V166H136ZM144 167H145V166H144ZM152 167H153V165H152ZM162 167H163V166H162ZM196 167H197V166H196ZM232 167H233V166H232ZM242 167H243V166H242ZM246 167H247V166H246ZM24 168H25V167H24ZM31 168H32V166H31ZM70 168H71V167H70ZM145 168H146V167H145ZM148 168H149V167H148ZM155 168H156V167H155ZM7 169H8V167H7ZM7 169H5V170H7ZM26 169H27V168H26ZM34 169L36 170V167H35ZM72 169H73V167H72ZM83 169H84V168H83ZM85 169H86V168H85ZM90 169H91V168H90ZM98 169H100V168H98ZM106 169H107V168H106ZM140 169H141V168H140ZM169 169H170V167H169ZM171 169H172V168H171ZM238 169H239V168H238ZM247 169H248V168H247ZM3 170H4V169H3ZM5 170H4V171H5ZM35 170H34V171H35ZM65 170H66V169H65ZM136 170H137V169H136ZM148 170H149V169H148ZM157 170H158V169H157ZM191 170H192V168L190 169V171H191ZM207 170H208V168H207ZM66 171H67V170H66ZM99 171H100V170H99ZM103 171H104V170H103ZM151 171H153V170H151ZM165 171H166V170H165ZM202 171H203V169H202ZM213 171H214V170H213ZM188 172H189V171H188ZM205 172H206V171H205ZM20 173H21V172H20ZM28 173H29V172H28ZM96 173H97V172H96ZM139 173H140V172H139ZM209 173H210V171H209ZM233 173H234V172H233ZM7 174H8V173H7ZM21 174H22V173H21ZM34 174H35V173H34ZM66 174H67V173H66ZM79 174H80V173H79ZM89 174H90V172H89ZM115 174H116V172H115ZM147 174H148V173H147ZM152 174H153V173H152ZM158 174H159V173H158ZM217 174H218V173H217ZM248 174H249V173H248ZM3 175H4V173H3ZM9 175H10V174H9ZM112 175H113V173H112ZM112 175H111V176H112ZM161 175H162V174H161ZM166 175H167V174H166ZM194 175H195V173H194ZM0 176H2V172H1V175H0ZM19 176H20V175H19ZM19 176H17V177L19 178ZM22 176H24V174H23ZM52 176H53V174H52ZM78 176H79V175H78ZM86 176H87V175H86ZM89 176H90V175H89ZM131 176H132V175H131ZM228 176H229V173H228ZM53 177H54V176H53ZM107 177H108V176H107ZM142 177H143V176H142ZM146 177H147V175H146ZM157 177H158V176H157ZM203 177H204V176H203ZM214 177H215V176H214ZM230 177H231V176H230ZM250 177H251V176H250ZM3 178H4V177H3ZM3 178L1 177V179H3ZM8 178H9V177H8ZM8 178H6V179H8ZM11 178H12V179L9 178V180H13V177H11ZM86 178H87V177H85V179H86ZM140 178H141V177H140ZM149 178H150V177H149ZM153 178H154V176H153ZM175 178H176V177H175ZM224 178H225V177H224ZM228 178H229V177H228ZM245 178H246V177H245ZM253 178H254V177H253ZM6 179H5V180H6ZM34 179H35V178H33V180H34ZM82 179H84V177H83ZM88 179H89V178H88ZM170 179H171V178H170ZM195 179H196V178H195ZM226 179H227V178H226ZM247 179H248V178H247ZM254 179H256V178H254ZM5 180H4V181H5ZM28 180H29V179H28ZM69 180H70V179H69ZM112 180H113V179H112ZM143 180H144V179H143ZM149 180H150V179H149ZM157 180H158V179H157ZM160 180H161V179H160ZM167 180H168V179H167ZM171 180H172V179H171ZM171 180H170V181H171ZM2 181H3V180H2ZM4 181H3V182H4ZM19 181H20V178H19ZM29 181L31 182V180H29ZM51 181H52V179H51ZM79 181H80V180H79ZM79 181H78V182H79ZM95 181H96V180H95ZM113 181H114V180H113ZM133 181H135V180H133ZM140 181H141V180H140ZM150 181H153V180L151 179ZM183 181H184V180H183ZM245 181H246V180H245ZM258 181H259V180H258ZM61 182H62V181H61ZM64 182H65V181H64ZM64 182H63V183H64ZM87 182H88V181H87ZM97 182H98V180H97ZM107 182H109V181H107ZM120 182H121V181H120ZM148 182H149V181H148ZM162 182H163V180H162ZM173 182H174V181H173ZM195 182H196V181H195ZM228 182H229V181H228ZM256 182H257V181H256ZM18 183H19V182H18ZM21 183H22V182H21ZM27 183H28V182H27ZM53 183H54V182H53ZM67 183H69V181H68ZM91 183H92V182H91ZM140 183H141V182H140ZM143 183H144V182H143ZM146 183H147V182H146ZM153 183H154V182H153ZM215 183H216V182H215ZM245 183H246V182H245ZM12 184H13V182H12ZM47 184H48V183H47ZM89 184H90V183H89ZM105 184H106V183H105ZM136 184H137V183H136ZM157 184H158V183H157ZM166 184H167V183H166ZM168 184H169V183H168ZM248 184H249V183H248ZM21 185H22V184H21ZM34 185H35V184H34ZM48 185H50V184H48ZM48 185H47V187H48ZM69 185H70V184H69ZM109 185H110V184H109ZM142 185H143V184H142ZM202 185H206V183H205V184H202ZM256 185H257V184H256ZM0 186H1V185H0ZM4 186H5V185H4ZM67 186H68V185H67ZM74 186H75V185H74ZM89 186H91V185H89ZM105 186H106V185H105ZM144 186H145V185H144ZM155 186H156V185H155ZM228 186H230V185H228ZM231 186H232V185H231ZM254 186H255V185H254ZM18 187H19V186H18ZM75 187H76V186H75ZM98 187H99V186H98ZM122 187H123V186H122ZM168 187H169V186H168ZM215 187H217V186H215ZM255 187H256V186H255ZM3 188H6V186L3 187ZM9 188H10V187H9ZM37 188H38V187H37ZM49 188H50V187H49ZM99 188H100V187H99ZM102 188H103V187H102ZM107 188H108V187H107ZM109 188H110V187H109ZM156 188H157V186H156ZM158 188H161V184H160V187H158ZM186 188H187V187H186ZM226 188H227V187H226ZM6 189H7V188H6ZM162 189H163V188H162ZM162 189H161V190H162ZM165 189H166V188H165ZM207 189H208V188H207ZM229 189H231V188H229ZM260 189H261V188H260ZM260 189H259V190H260ZM8 190H9V189H8ZM14 190H15V188H14ZM98 190H99V189H98ZM102 190H103V189H102ZM127 190H128V189H127ZM208 190H210V189H208ZM257 190H258V189H257ZM263 190H264V188H263ZM76 191H77V190H76ZM87 191H88V190H87ZM89 191H90V190H89ZM94 191H95V188H94ZM104 191H105V190H104ZM123 191H124V190H123ZM138 191H139V190H138ZM179 191H180V190H179ZM187 191H188V190H187ZM190 191H191V190H190ZM203 191H204V190H203ZM216 191H219V190H216ZM240 191H241V190H240ZM64 192H65V191H64ZM102 192H103V191H102ZM156 192H157V191H156ZM260 192H261V191H260ZM13 193H14V192H13ZM74 193H75V191H74ZM106 193H107V192H106ZM162 193H163V192H162ZM166 193H167V192H166ZM172 193H173V192H172ZM174 193H175V192H174ZM179 193H180V192H179ZM181 193H182V192H181ZM263 193H264V191H263ZM0 194H1V193H0ZM10 194H11V193H10ZM46 194H47V193H46ZM53 194H54V193H53ZM114 194H115V193H114ZM139 194H140V193H139ZM150 194H151V192H150ZM163 194H164V193H163ZM240 194H241V193H240ZM143 195H144V194H143ZM148 195H149V194H148ZM179 195H180V194H179ZM184 195H185V194H184ZM184 195H183V196H184ZM190 195H191V193H190ZM212 195H213V194H212ZM216 195H217V193H216ZM226 195H227V194H226ZM45 196H46V195H45ZM114 196H115V195H114ZM140 196H141V195H140ZM150 196H151V195H150ZM167 196H168V195H167ZM208 196H209V195H208ZM236 196H237V195H236ZM262 196H263V194H262ZM23 197H24V196H23ZM155 197L158 198L157 195H156ZM165 197H166V196H165ZM165 197H164V198H165ZM175 197H177V195H175ZM189 197H190V196H189ZM211 197H212V196H211ZM11 198H12V197H11ZM14 198H15V197H14ZM16 198H17V200H18L19 197L16 196ZM141 198H142V196H141ZM141 198H140V199H141ZM166 198H167V197H166ZM169 198H170V197H169ZM181 198H182V197H181ZM197 198H198V197H197ZM207 198L209 199V197H207ZM216 198H217V197H216ZM234 198H235V196H234ZM22 199H23V198H22ZM42 199H44V198H42ZM81 199H82V198H81ZM94 199H95V198H94ZM170 199H171V198H170ZM191 199H192V198H191ZM208 199H207V200H208ZM214 199H215V197H214ZM214 199H212V200H214ZM17 200H16V201H17ZM27 200H29V199H27ZM72 200H73V199H72ZM86 200H87V199H86ZM143 200H144V199H143ZM174 200H175V199H174ZM215 200H216V199H215ZM240 200H241V199H240ZM9 201H10V200H9ZM18 201H19V200H18ZM18 201H17V202H18ZM24 201H25V199H24ZM24 201H23V202H24ZM46 201H47V200H46ZM66 201H67V200H66ZM69 201H70V200H69ZM73 201H74V200H73ZM76 201H77V200H76ZM97 201H98V200H97ZM137 201H138V200H137ZM153 201H154V199H153ZM167 201H168V200H167ZM229 201H230V200H229ZM231 201H232V200H231ZM237 201H238V200H237ZM44 202H45V201H44ZM94 202H95V201H94ZM115 202H116V201H115ZM139 202H140V201H139ZM148 202H149V201H148ZM160 202H161V201H160ZM168 202H169V201H168ZM179 202H180V201H179ZM181 202H182V201H181ZM211 202H212V201H211ZM238 202H239V201H238ZM243 202H244V201H243ZM45 203H46V202H45ZM63 203H64V202H63ZM71 203H72V202H71ZM87 203H88V202H87ZM87 203H86V204H87ZM228 203H229V202H228ZM234 203H235V202H234ZM9 204H10V203H9ZM28 204H30V201H29ZM41 204H42V203H41ZM59 204H60V203H59ZM83 204H84V203H83ZM88 204H89V203H88ZM98 204H99V203H98ZM98 204H97V205H98ZM135 204H136V203H135ZM187 204H188V203H187ZM205 204H206V203H205ZM207 204H208V203H207ZM213 204H214V203H213ZM218 204H219V203H218ZM10 205H11V204H10ZM24 205H25V203H24ZM45 205H46V204H45ZM45 205H44V207H45ZM95 205H96V203H95ZM143 205H144V204H143ZM183 205H184V204H183ZM196 205H197V204H196ZM203 205H204V203H203ZM211 205H212V203H211ZM226 205H227V204H226ZM229 205H230V203H229ZM258 205H259V204H258ZM87 206H88V205H87ZM108 206H109V205H108ZM139 206H140V205H139ZM181 206H182V205H181ZM187 206H188V205H187ZM187 206H186V208H187ZM227 206H228V205H227ZM227 206H225V207H227ZM232 206H233V208L236 207V206H234V205H232ZM252 206H253V204H252ZM8 207H10V206H8ZM53 207H54V205H53ZM82 207H83V206H82ZM90 207H92V205H91ZM95 207H96V206H95ZM134 207H135V206H134ZM169 207H170V206H169ZM184 207H185V206H184ZM199 207H200V206H199ZM228 207H229V206H228ZM238 207H239V206H238ZM10 208H11V207H10ZM40 208H41V207H40ZM138 208H139V207H138ZM138 208H137V209H138ZM151 208H153V207H151ZM157 208H158V207H157ZM188 208H189V207H188ZM200 208H201V207H200ZM200 208H199V209H200ZM204 208H205V207H204ZM231 208H232V207H231ZM241 208H242V207H241ZM262 208H263V207H262ZM33 209H34V208H33ZM65 209H66V208H65ZM65 209H64V210H65ZM89 209H90V208H89ZM94 209H95V208H94ZM154 209H155V207H154ZM158 209H159V208H158ZM158 209H157V210H158ZM181 209H182V208H181ZM243 209H244V207H243ZM253 209H254V208H253ZM263 209H264V208H263ZM9 210H10V209H9ZM40 210H41V209H40ZM40 210H39V211H40ZM80 210H81V207H80ZM139 210H140V209H139ZM144 210H145V208H144ZM147 210H148V209H147ZM159 210H160V209H159ZM196 210H198V209H196ZM205 210H206V209H205ZM213 210H214V209H213ZM220 210H221V209H220ZM222 210H223V209H222ZM224 210H225V209H224ZM0 211H2V210H0ZM33 211H34V210H33ZM87 211H88V209H87ZM150 211H151V210H150ZM178 211H179V210H178ZM188 211H190V209H189ZM200 211H201V210H200ZM202 211H203V210H202ZM233 211H235V210H233ZM34 212H35V211H34ZM45 212H46V211H45ZM62 212H63V211H62ZM80 212H81V211H80ZM159 212H160V211H159ZM163 212H164V211H163ZM169 212H170V211H169ZM176 212H177V210H176ZM204 212H205V211H204ZM224 212H225V211H224ZM231 212H232V211H231ZM243 212H244V211H243ZM254 212H256V211L254 210ZM5 213H6V212H5ZM9 213H10V211H9ZM11 213H12V211H11ZM60 213H61V212H60ZM85 213H86V212H85ZM144 213H145V212H144ZM157 213H158V212H157ZM185 213H186V212H185ZM193 213H194V212H193ZM208 213H209V212H208ZM226 213H228V212H226ZM7 214H8V213H7ZM44 214H46V213H44ZM78 214H79V213H78ZM83 214H84V212H83ZM86 214H87V213H86ZM152 214H153V213H152ZM158 214H160V213H158ZM162 214H163V213H162ZM174 214H175V213H174ZM190 214H191V212H190ZM195 214H196V213H195ZM195 214H194V216H195ZM201 214H202V213H201ZM8 215H9V214H8ZM11 215H12V214H11ZM38 215H40V214H38ZM38 215H37V213H36V216H38ZM81 215H82V214H81ZM81 215H80V216H81ZM143 215H144V214H143ZM177 215H178V214H177ZM179 215H180V214H179ZM188 215H189V214H188ZM202 215H203V214H202ZM206 215H207V214H206ZM226 215H227V214H226ZM6 216H7V215H6ZM40 216H42V215H40ZM58 216H59V215H58ZM82 216H83V215H82ZM84 216H86V215H84ZM102 216H103V215H102ZM148 216H149V215H148ZM161 216H162V215H161ZM165 216H166V215H165ZM183 216H184V215H183ZM216 216H217V213H216ZM230 216H231V215H230ZM3 217H4V216H3ZM38 217H39V216H38ZM45 217H46V215H45ZM179 217H181V216H179ZM226 217H227V216H226ZM261 217H263V216H261ZM6 218H7V217H6ZM8 218H10V217H8ZM12 218H14V215H13ZM20 218H21V217H20ZM75 218H77V217H74V220H75ZM79 218H80V217H79ZM149 218H151V217H149ZM188 218H189V217H188ZM195 218H196V217H195ZM199 218H200V217H199ZM215 218H216V217H215ZM235 218H236V217H235ZM255 218H256V217H255ZM263 218H264V217H263ZM15 219H16V218H15ZM22 219H23V218H22ZM83 219H84V217H83ZM160 219H161V218H160ZM166 219H167V218H166ZM168 219H169V218H168ZM177 219H179V218H177ZM185 219L187 220V218H185ZM185 219H183L184 222H185ZM217 219H218V218H217ZM221 219H224V218H221ZM227 219H230V218H227ZM44 220H46V219H44ZM47 220H48V219H47ZM153 220H154V219H153ZM172 220H173V219H172ZM180 220H181V219H180ZM206 220H207V219H206ZM206 220H205V221H206ZM213 220H214V219H213ZM234 220H235V219H234ZM256 220H257V219H256ZM263 220H264V219H263ZM80 221H81V220H80ZM80 221H79V222H80ZM149 221H150V220H149ZM166 221H167V220H166ZM181 221H182V220H181ZM214 221H215V220H214ZM218 221H219V219H218ZM235 221H236V220H235ZM11 222H12V221H11ZM34 222H35V221H34ZM145 222H146V221H145ZM172 222H173V221H172ZM187 222H188V221H187ZM215 222H216V221H215ZM215 222H213V223H215ZM224 222H225V220H224ZM248 222H249V221H248ZM261 222H262V221H261ZM19 223H20V222H19ZM35 223H36V222H35ZM118 223H119V222H118ZM155 223H156V222H155ZM166 223H167V222H166ZM175 223H176V222H175ZM178 223H180V222H178ZM185 223H186V222H185ZM220 223H221V222H220ZM225 223H226V222H225ZM78 224H80V223H78ZM151 224H152V223H151ZM168 224H169V223H168ZM176 224H177V223H176ZM182 224H183V223H182ZM186 224H187V223H186ZM190 224H191V223H190ZM195 224H196V223H195ZM228 224H229V222H228ZM228 224H227V225H228ZM260 224H261V223H260ZM105 225H106V224H105ZM105 225H104V227H106ZM157 225H158V224H157ZM183 225H185V224H183ZM212 225H214V224H212ZM218 225H220V224H218ZM218 225H217V228L219 227ZM236 225H237V224H236ZM236 225H235V227H236ZM165 226H166V225H164V227H165ZM214 226H216V225H214ZM245 226H246V224H245ZM259 226H260V225H259ZM21 227H22V226H21ZM21 227H20V228H21ZM233 227H234V226H233ZM29 228H31V227H29ZM40 228H41V227H40ZM73 228H74V226H73ZM107 228H110V227L108 226ZM150 228H151V227H150ZM152 228H154V227H152ZM245 228H246V227H245ZM0 229H1V228H0ZM38 229H39V226H38ZM41 229H42V228H41ZM41 229H40V230H41ZM138 229H139V228H138ZM142 229H143V228H142ZM155 229H156V228H155ZM157 229H158V228H157ZM185 229H186V228H185ZM229 229H230V228H229ZM231 229H232V228H231ZM235 229H236V228H235ZM261 229H262V227H261ZM1 230H2V229H1ZM3 230H4V229H3ZM17 230H18V229H17ZM21 230H22V228L20 229V231H21ZM34 230H35V228H34ZM139 230H140V229H139ZM159 230H160V229H159ZM163 230H164V229H163ZM172 230H173V229H172ZM200 230H201V229H200ZM215 230H216V229H215ZM217 230H218V229H217ZM222 230H223V229H222ZM225 230H226V229H225ZM252 230H253V229H252ZM31 231H32V230H31ZM72 231H73V230H72ZM105 231H107V230H105ZM140 231H141V230H140ZM146 231H147V230H146ZM156 231H157V230H156ZM175 231H176V230H175ZM232 231H233V230H232ZM232 231H231V232H232ZM103 232H104V231H103ZM142 232H143V231H142ZM203 232H204V231H203ZM203 232H202V233H203ZM210 232H211V230H210ZM221 232H222V231H221ZM233 232H234V231H233ZM246 232H247V231H246ZM12 233H13V232H12ZM15 233H16V232H15ZM125 233H126V232H125ZM166 233H167V232H166ZM234 233H235V232H234ZM149 234H150V233H149ZM155 234H156V233H155ZM177 234H178V233H177ZM214 234H215V233H214ZM227 234H228V233H227ZM258 234H259V233H258ZM20 235H21V234H20ZM145 235H146V234H145ZM168 235H169V234H168ZM220 235H221V233H220ZM220 235H219V236H220ZM223 235H224V234H223ZM234 235H236V234H234ZM259 235H260V234H259ZM148 236H149V235H148ZM251 236H252V235H251ZM254 236H255V235H254ZM261 236H262V235H261ZM13 237H15V236H13ZM142 237H143V236H142ZM142 237H141V238H142ZM163 237H164V236H163ZM202 237H203V236H202ZM237 237H238V236H237ZM256 237H257V236H256ZM0 238H1V236H0ZM15 238H16V237H15ZM143 238H144V237H143ZM151 238H152V237H151ZM161 238H162V237H161ZM169 238H170V237H169ZM172 238H173V237H172ZM174 238H175V237H174ZM176 238H177V237H176ZM190 238H191V237H190ZM222 238H223V237H222ZM226 238H227V237H226ZM231 238H232V237H231ZM16 239H18V238H16ZM16 239H15V240H16ZM106 239H107V238H106ZM127 239H128V238H127ZM145 239H147V238H145ZM148 239H149V238H148ZM164 239H165V238H164ZM186 239H187V238H186ZM232 239H233V238H232ZM15 240H14V241H15ZM22 240H23V239H22ZM197 240H198V239H197ZM0 241H2V238H1ZM18 241H19V240H18ZM151 241H152V240H151ZM161 241H162V240H161ZM163 241H164V240H163ZM188 241H189V240H188ZM233 241H234V239H233ZM243 241H244V240H243ZM249 241H250V240H249ZM262 241H263V240H262ZM145 242H146V240H145ZM183 242H184V241H183ZM226 242H227V241H225V243H226ZM231 242H232V241H231ZM258 242H259V241H258ZM1 243H2V242H1ZM135 243H136V242H135ZM188 243H189V242H188ZM3 244H4V243H3ZM7 244H8V243H7ZM142 244H143V243H142ZM146 244H147V243H146ZM148 244H149V243H148ZM164 244H165V243H164ZM198 244H201V243H198ZM198 244L196 243V245H198ZM231 244H233V243H231ZM235 244H237V243H235ZM258 244H259V243H258ZM261 244H262V243H261ZM1 245H2V244H1ZM5 245H6V244H5ZM5 245H4V246H5ZM9 245H10V244H9ZM102 245H103V244H102ZM140 245H141V244H140ZM4 246H3V247H4ZM157 246H158V245H157ZM159 246H160V245H159ZM159 246H158V247H159ZM193 246H194V245H193ZM200 246H201V245H200ZM205 246H206V245H205ZM261 246H262V245H261ZM0 247H1V246H0ZM54 247H55V246H54ZM70 247H71V246H70ZM94 247H96V246H94ZM144 247H145V246H144ZM167 247H168V246H167ZM175 247H176V246H175ZM175 247H174V248H175ZM221 247H222V246H221ZM256 247H257V246H256ZM152 248H153V247H152ZM174 248H173V249H174ZM194 248H195V247H194ZM224 248H225V247H224ZM224 248H223V249H224ZM228 248H229V247H228ZM228 248H226V250H227ZM247 248H248V247H247ZM118 249H119V248H118ZM127 249H128V248H127ZM136 249H137V248H136ZM192 249H193V248H192ZM195 249H196V248H195ZM197 249H198V248H197ZM223 249H222V250H223ZM233 249H234V248H233ZM243 249H244V248H243ZM259 249H260V247H259ZM124 250H126V249H124ZM137 250H138V249H137ZM150 250H151V249H150ZM175 250H176V249H175ZM208 250H210V249H208ZM254 250H256V249H254ZM92 251H93V250H92ZM155 251H156V250H155ZM196 251H197V250H196ZM201 251H202V250H201ZM215 251H216V250H215ZM239 251H240V250H239ZM242 251H243V250H242ZM260 251H263V249H262V250L260 249ZM71 252H72V251H71ZM145 252H146V251H145ZM156 252H157V251H156ZM179 252H180V251H179ZM184 252H185V251H184ZM202 252H204V251H202ZM210 252H211V251H210ZM220 252H221V251H220ZM230 252H231V251H230ZM253 252H254V251H253ZM143 253H144V252H143ZM150 253H151V252H150ZM159 253H160V252H159ZM181 253H182V252H181ZM214 253H215V252H214ZM246 253H247V252H246ZM258 253H259V251H258ZM113 254H114V253H113ZM118 254H119V253H118ZM139 254H140V253H139ZM144 254H145V253H144ZM206 254H208V253H206ZM215 254H216V253H215ZM234 254H235V253H234ZM250 254H251V253H250ZM152 255H153V254H152ZM177 255H178V254H177ZM179 255H180V254H179ZM187 255H188V254H187ZM194 255H195V254H194ZM199 255H201V254H199ZM217 255H218V254H217ZM7 256H8V255H7ZM145 256H146V255H145ZM150 256H151V255H150ZM164 256H165V255H164ZM182 256H183V254H182ZM214 256H215V255H214ZM231 256H232V255H231ZM234 256H235V255H234ZM8 257H9V256H8ZM124 257H125V256H124ZM170 257H171V256H170ZM170 257H169V258H170ZM183 257H184V256H183ZM197 257H198V256H197ZM199 257H200V256H199ZM199 257H198V258H199ZM215 257H216V256H215ZM235 257H236V256H235ZM4 258H5V257H4ZM21 258H22V257H21ZM167 258H168V257H167ZM207 258H208V257H207ZM209 258H210V257H209ZM209 258H208V259H209ZM238 258H239V257H238ZM116 259H118V258H116ZM161 259H162V258H161ZM163 259H164V258H163ZM194 259H195V257H194ZM131 260H132V259H131ZM137 260H138V258H137ZM140 260H141V259H140ZM147 260H148V259H147ZM179 260H180V259H179ZM182 260H183V259H182ZM214 260H215V259H214ZM238 260H240V259H238ZM263 260H264V259H263ZM4 261H5V260H4ZM118 261H119V260H118ZM152 261H153V260H151V262H152ZM166 261H167V260H166ZM175 261H176V260H175ZM231 261H232V260H231ZM236 261H237V260H236ZM181 262H182V261H181ZM184 262H185V261H184ZM203 262H204V261H203ZM208 262H209V261H208ZM208 262H207V263H208ZM215 262H216V261H215ZM167 263H168V262H167ZM182 263H183V262H182ZM185 263H186V262H185ZM194 263H195V262H194ZM194 263H193V264H194ZM207 263H206V264H207ZM218 263H219V262H218ZM229 263H230V262H229ZM229 263H228V264H229ZM4 264H5V262H4ZM22 264H23V263H22ZM28 264H29V263H28ZM58 264H59V263H58ZM137 264H139V263H137ZM150 264H151V263H150ZM172 264H173V263H172ZM178 264H179V263H178ZM197 264H199V263H197ZM201 264H202V263H201ZM231 264H232V263H231ZM234 264H235V263H234ZM239 264H240V262H239ZM259 264H260V263H259Z\"/></svg>",
	"mask_w": 264,
	"mask_h": 264
}]
</instances>
